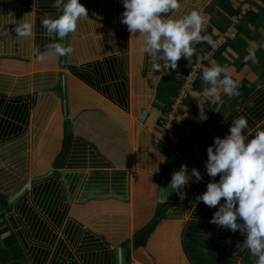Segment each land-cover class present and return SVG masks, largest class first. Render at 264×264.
I'll return each instance as SVG.
<instances>
[{
  "label": "crops",
  "instance_id": "0c3cea01",
  "mask_svg": "<svg viewBox=\"0 0 264 264\" xmlns=\"http://www.w3.org/2000/svg\"><path fill=\"white\" fill-rule=\"evenodd\" d=\"M79 2L88 18L62 42L73 53L57 58L41 26L45 14L59 15L54 0H0V264H251L247 250L233 256L244 235L210 223L217 208L196 197L219 180L205 170L214 137L229 134L239 116L264 130V0L227 1L241 18L236 28L219 0H178L180 8L165 14L199 11L212 41L194 43L177 68L216 63L240 82L238 97L221 91L222 103L213 104L203 98L201 72L193 93L202 108L192 93L171 123L177 68L151 73L139 33L120 22L122 0ZM22 19L33 23L32 38H18ZM232 31L211 55L213 42ZM33 43L45 60L32 55ZM250 50L256 63L245 60ZM185 143L166 178V151ZM182 164L202 176L191 178L183 199L169 186ZM155 216L143 246L122 247Z\"/></svg>",
  "mask_w": 264,
  "mask_h": 264
},
{
  "label": "clouds",
  "instance_id": "9594fccd",
  "mask_svg": "<svg viewBox=\"0 0 264 264\" xmlns=\"http://www.w3.org/2000/svg\"><path fill=\"white\" fill-rule=\"evenodd\" d=\"M124 11L121 23L127 26L130 35L139 33L141 46L139 51L146 54L151 73L162 70H175L181 59H190L194 53V43L212 41L202 35L204 18L199 11L192 10L181 17L165 14L174 13L180 8L178 0H122ZM52 7L59 15L53 18L45 14L41 26L51 41L46 45L59 58L71 55V45L63 41L70 33H75L78 22L88 18V11L79 0H54ZM34 25L30 21L20 20L15 27L18 38H32ZM32 55L39 61L46 59L39 46L33 43ZM245 60L256 63L254 51L249 52ZM162 61V63L157 62ZM202 80L208 87L203 89V98L211 103H222L221 91L229 97L240 95V82L232 78L229 70L216 63L202 70ZM202 103L200 94L193 93ZM249 107L253 104L249 102ZM225 119L226 116H225ZM214 143L207 147L205 162L206 174L210 178L219 176L218 181L211 180L206 191L196 197L206 206L217 208L209 221L218 227L244 235L242 243L237 245L234 257L245 250L256 257L254 264H264V130L250 128L244 116L234 118L225 137H214ZM192 177L202 180L200 172L193 168L188 175L187 166L182 164L178 171L171 174L169 186L181 199L182 191ZM223 200V203H221ZM242 221V222H238ZM239 264V260H237Z\"/></svg>",
  "mask_w": 264,
  "mask_h": 264
},
{
  "label": "built area",
  "instance_id": "2783aa9c",
  "mask_svg": "<svg viewBox=\"0 0 264 264\" xmlns=\"http://www.w3.org/2000/svg\"><path fill=\"white\" fill-rule=\"evenodd\" d=\"M241 18L237 17L233 20V28L238 26V22ZM236 33L232 31L227 33L221 37H218L210 47L211 55H214L216 52L221 50L226 46L229 40L234 39ZM203 70V61L197 60L194 62L187 73V75L183 78L182 84L178 86L176 95L173 99V103L170 106L166 116H169V122L171 123L173 119L178 115L180 109L184 106V104L188 101L190 95L195 91L196 83L199 81L200 74ZM170 125V124H169ZM169 126L166 130H168Z\"/></svg>",
  "mask_w": 264,
  "mask_h": 264
},
{
  "label": "trees",
  "instance_id": "16d2710c",
  "mask_svg": "<svg viewBox=\"0 0 264 264\" xmlns=\"http://www.w3.org/2000/svg\"><path fill=\"white\" fill-rule=\"evenodd\" d=\"M227 1H229V0H219L220 7L226 11V13L228 14V16L230 18H234V19L237 18L238 17V14L235 15L234 12L232 11V9H227L226 8L225 4H226ZM57 42H61L62 43L63 41H59L57 39ZM188 71H186V70L183 71V69L177 68L173 72L172 76L170 77V80L172 82H175L179 86L180 84H182L183 78L187 75ZM68 139H69V135H67V140ZM67 140L65 141L64 149H63L62 157H60V161L67 154V151H68V141ZM189 146H190L189 144L185 143L184 146H182V148L176 150L177 152H174L172 150L166 151L167 160L165 162V166H164V170H163V174H164V176L166 178L169 176V174L171 172V169H172V167H173V165H174V163H175L178 155L180 153H183V151L185 149H187ZM161 216H162V214L160 215V218H161ZM157 221H158V218H157V216H155L153 218L152 224L147 225V226L143 227L141 230H139L138 232H136L134 234V236H133L132 241H126V242H124L123 245H122V247L128 249L129 243H132L133 248H137L138 246H143L146 243V241L148 240V237H149L151 231L153 230V228L155 226L154 224H156ZM255 259H257V258L256 257H253L250 254V261L249 262L251 264H254Z\"/></svg>",
  "mask_w": 264,
  "mask_h": 264
},
{
  "label": "water",
  "instance_id": "95a60500",
  "mask_svg": "<svg viewBox=\"0 0 264 264\" xmlns=\"http://www.w3.org/2000/svg\"><path fill=\"white\" fill-rule=\"evenodd\" d=\"M145 117H146V113H142L141 119L144 120ZM164 192H165V180L162 179L161 185H160V199L161 200L164 199ZM119 257H120V255H119Z\"/></svg>",
  "mask_w": 264,
  "mask_h": 264
}]
</instances>
